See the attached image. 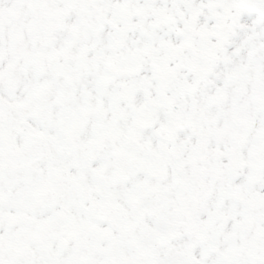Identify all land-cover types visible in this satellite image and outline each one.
I'll return each mask as SVG.
<instances>
[{
    "label": "snow or ice",
    "instance_id": "6c2138e0",
    "mask_svg": "<svg viewBox=\"0 0 264 264\" xmlns=\"http://www.w3.org/2000/svg\"><path fill=\"white\" fill-rule=\"evenodd\" d=\"M0 264H264V0H0Z\"/></svg>",
    "mask_w": 264,
    "mask_h": 264
}]
</instances>
